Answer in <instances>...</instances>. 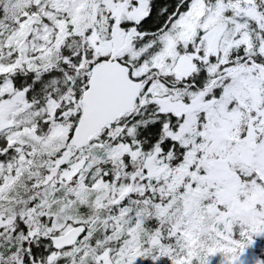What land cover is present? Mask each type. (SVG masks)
<instances>
[{
    "label": "snow or ice",
    "instance_id": "6c2138e0",
    "mask_svg": "<svg viewBox=\"0 0 264 264\" xmlns=\"http://www.w3.org/2000/svg\"><path fill=\"white\" fill-rule=\"evenodd\" d=\"M262 232L264 0H0V264H243Z\"/></svg>",
    "mask_w": 264,
    "mask_h": 264
},
{
    "label": "trees",
    "instance_id": "16d2710c",
    "mask_svg": "<svg viewBox=\"0 0 264 264\" xmlns=\"http://www.w3.org/2000/svg\"><path fill=\"white\" fill-rule=\"evenodd\" d=\"M257 241H253L248 247L252 250L260 259H264V238H256ZM221 256L219 253L213 254L210 257L209 264H219ZM133 264H170L167 257L158 258L156 261H151L148 258H140L133 262Z\"/></svg>",
    "mask_w": 264,
    "mask_h": 264
},
{
    "label": "rangeland",
    "instance_id": "374dc122",
    "mask_svg": "<svg viewBox=\"0 0 264 264\" xmlns=\"http://www.w3.org/2000/svg\"><path fill=\"white\" fill-rule=\"evenodd\" d=\"M256 238H264V232L254 235L253 241H257ZM257 258L259 257L247 246L242 254L243 264H254Z\"/></svg>",
    "mask_w": 264,
    "mask_h": 264
}]
</instances>
